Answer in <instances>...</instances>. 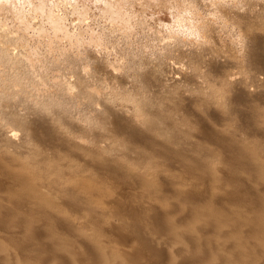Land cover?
Instances as JSON below:
<instances>
[{"label":"bare ground","instance_id":"obj_1","mask_svg":"<svg viewBox=\"0 0 264 264\" xmlns=\"http://www.w3.org/2000/svg\"><path fill=\"white\" fill-rule=\"evenodd\" d=\"M257 2L227 8L245 19L238 62L217 49L212 18L174 29L183 40L194 35L188 52L176 47L188 68L167 73L161 51L136 70L152 91L131 114L114 111L85 83L101 120L113 115L112 131L144 137V149L129 151L119 137L122 147L105 142L79 163L40 151L25 132L15 141L22 126L0 127V264H264V33L254 29L264 5ZM39 10L54 37L73 40L54 7ZM15 18L27 27L24 13ZM230 63L235 68L222 74ZM34 111L30 128L46 141L59 127ZM116 151L142 156L141 169ZM80 213L94 218L95 230L71 229V214Z\"/></svg>","mask_w":264,"mask_h":264},{"label":"rangeland","instance_id":"obj_2","mask_svg":"<svg viewBox=\"0 0 264 264\" xmlns=\"http://www.w3.org/2000/svg\"><path fill=\"white\" fill-rule=\"evenodd\" d=\"M237 1L240 0H0V127L9 125L17 130L22 126L24 129L17 130L15 141L25 132L28 141L40 151H56L79 163L84 162L82 153L98 155L97 151L108 143L122 147L119 137L126 142L129 140V151L144 149V137H133L126 129L121 130L120 135L112 131L113 115L101 120L100 112L91 105L96 103L94 97L84 90L86 84L98 90L100 98L114 111L131 114L135 105L148 101L152 91L139 80L136 70L155 60L161 51L166 54L164 69L167 73L174 74L180 66L186 70L187 59L176 47L181 44L188 52L195 46L191 41L194 35L185 41L183 36L180 38L181 33L174 34L173 30L202 19L212 18L219 37L217 49L225 56L236 57L238 62L241 36L245 32L241 25L245 19L227 10ZM253 1H258L257 6L264 5V0ZM40 4L54 7L63 17L72 41L50 33L39 10ZM257 6L255 8H260ZM261 8V17H257L259 22L254 29L264 33V7ZM22 13L26 15V28L20 27L15 18ZM122 22L125 25H121ZM102 65H107L110 73ZM235 66L228 64L222 74ZM84 75L88 78L83 82L81 76L86 78ZM122 75L128 77L126 81L120 79ZM261 75L258 74V79ZM248 82L251 88L252 82ZM67 83L73 86L72 91L67 90L69 93L64 87ZM34 110L47 116L55 128L59 127L52 134L44 135L46 141L40 139L34 127L30 128L27 114L31 111L28 115L32 116ZM43 115L39 118L44 120ZM123 117L120 114L115 121L123 124ZM78 140L79 143H75ZM145 150L150 157L162 158L157 150ZM110 154L134 163L136 170L143 164L142 156L134 152ZM173 164L168 168L179 171L178 165ZM81 215L71 214L75 223L71 229L95 230L94 218ZM110 215L107 221H115ZM104 225H101L102 230H109ZM42 227L39 230H43Z\"/></svg>","mask_w":264,"mask_h":264}]
</instances>
